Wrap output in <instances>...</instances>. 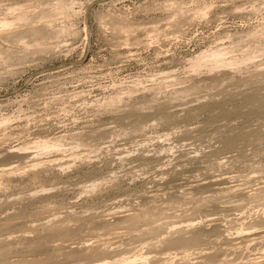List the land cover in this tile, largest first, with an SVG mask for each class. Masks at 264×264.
Wrapping results in <instances>:
<instances>
[{"label":"rangeland","instance_id":"1","mask_svg":"<svg viewBox=\"0 0 264 264\" xmlns=\"http://www.w3.org/2000/svg\"><path fill=\"white\" fill-rule=\"evenodd\" d=\"M56 2L0 0V16L9 20L22 16L8 30L0 29V116L9 119L0 124V151L38 137L62 135L68 144L80 135L88 137L93 154L39 181L21 173L8 178L0 188V221L13 219L12 236L0 232V247L10 250L12 260L45 259L46 250H31L28 245L36 237L35 228L46 221L40 218L65 209L81 219L120 208L138 210L142 199L157 190L156 182L165 183L169 173L179 171L178 161L231 155L234 160H223L227 163L223 167L202 165L192 175L198 180L232 175L231 185L240 189L223 196L211 189L193 197L158 192L156 200H163L165 213L157 223L177 228L198 223L191 232L214 222L221 225L217 232L207 229L209 233L190 251L194 254L169 257L164 244L156 245L157 236L128 231L111 239V258L106 261L112 264L115 258L144 254L151 264H264V238L241 242L239 230L255 226L250 231L264 233V201L233 197L255 189L259 180L264 182V76L260 75L264 52L256 54L254 49L264 38L252 36L264 29V0H67L73 3L68 16L52 9ZM12 7L22 9L12 14L8 11ZM49 20L54 27L46 33L42 29ZM60 26L68 27L69 33L60 34ZM49 46L57 47L51 51ZM217 46L229 56L258 57L228 70L230 74L216 72L218 82L213 73L189 72V59ZM111 98L116 101L110 111L103 104ZM133 106L135 112L142 109L137 116L143 119L142 131L135 133ZM227 137L240 144L222 153L221 141ZM96 182L102 184L98 192L85 193ZM39 185L50 191L38 192ZM51 195L56 196L55 203L40 207L37 200ZM176 200L180 203L174 204ZM89 232L82 229L68 239H89ZM196 249H209L211 254H197ZM215 251L217 259L211 258ZM70 252H60L48 264H88L68 260Z\"/></svg>","mask_w":264,"mask_h":264},{"label":"bare ground","instance_id":"2","mask_svg":"<svg viewBox=\"0 0 264 264\" xmlns=\"http://www.w3.org/2000/svg\"><path fill=\"white\" fill-rule=\"evenodd\" d=\"M56 1L57 2L55 3V6H53L54 8H52L50 6L52 9H55L57 12L59 11L60 14H62V15L65 14L67 16L69 15V12H72V9H73V3L72 2L67 3V0H56ZM74 1H76V0H74ZM20 8L22 9V7H20ZM20 8L14 7L13 9H8V11H10L13 14V13H15V11L17 12V10L21 11ZM52 14H53V12H52ZM22 15H23V13H22ZM21 18H22V16L17 15V17L16 18L14 17L13 20H9L6 17L0 16V29H2V30L7 29L8 30L10 27H12L14 24H16V21L21 20ZM26 18H28V17H26ZM48 19H49V17H48ZM47 22L48 23L42 29L44 32L46 31V33H47V31L50 30V28L54 27V24L52 23L51 20H49ZM83 29H84V32H86V26H84ZM42 30L40 32H42ZM58 30H59L60 34L63 32L69 33V28L65 27V26H60L58 28ZM32 31H35V30H32ZM32 31H30V32H32ZM45 35L47 37V34H45ZM252 36L256 37V38H264V29H263V31H260L259 33H257V32L252 33ZM44 39H45V37H44ZM45 41H44V43H45ZM262 45H261L262 47L260 45L258 47L255 46L256 48L254 47L255 53L257 52L256 54H260V52H264V43ZM49 47H47V48H49ZM55 47H57V46H55ZM55 47H50L49 49L51 50ZM44 49H46V47ZM49 49H47V50H49ZM228 53H229L228 51H226L222 48H218V46L200 51L199 53L196 54V56H194L193 58L188 60V70H189V72H193L194 74L203 73V72L204 73L206 72L209 74L213 73L215 75H213L214 77H212V78L213 79L215 78L214 80L216 82H218L217 80L219 79V76H218L219 73H218V75H216V72L220 71V74H221V71H224V72H222L223 75H225L227 73L230 74V72L228 70H230V69L234 70L239 65L245 63V61H247V60L249 61L250 59H252V57H254V58L258 57V56L255 57L254 55L250 57L249 55H247L245 57L240 58V57L229 56ZM255 53H252V54H255ZM225 71H227V72H225ZM260 75L264 76V72L260 73ZM222 80H224V79H222ZM211 82H214V81H211ZM115 101H116L115 98H111L106 104H103L104 108L107 110H110V111L113 110L115 107ZM126 106H128V105H126ZM130 107H131V105H130ZM130 107H129V109H132V107L131 108ZM159 107H160V105H159ZM133 108H134L133 113L136 114V115L134 114L133 116H137V114H140V112L139 113H137V112L142 110V109H138V110H136L137 112H135L134 110L136 109V107L133 106ZM130 112H132V111L130 110ZM1 116H0V124L4 125V123H6L9 119L8 118H2ZM138 116L133 117L134 119L131 120L133 125H132V123H129V121H128V120H130V118H132V116L129 119L126 117L127 123H129V125L130 124L132 125L131 127H132V131L134 133L137 130L139 131V128L141 130V127H143V126H140V125H143V123L140 122L143 119L141 120V118ZM141 116H142V114H141ZM143 117L144 116H142V118ZM123 118H125V117H123ZM118 120L121 123L122 122L121 120H123V119H121V117H120V119H117V121ZM169 120H170V118H169ZM135 121H137V122H135ZM131 127H130V129H131ZM188 132H186V133H188ZM248 135L246 137H248ZM251 135L253 136V134H251ZM242 136H243V134H242ZM81 137L82 136H80V135H79V137H71V139L74 141L73 142L71 141L70 143L68 142V144L65 143L67 141L64 142V136H62V135L57 136V137L54 136L52 138H49V137L48 138L47 137L40 138V137H38V138L34 139L33 141L31 140V142H29V143H21L20 145H17L15 147H11V148L1 150L0 151V188L4 187L5 183L8 184V182H9L8 178L15 175L16 173L28 175L29 178L33 182H35V181H39L44 176L47 177V176L52 175V177H53L55 172L59 173V172H63L66 169H69L71 163L73 165V163L76 160L86 161V159L90 158L89 157L91 155L90 153H92L93 151H90V148L88 147L90 145H88V143H86L88 137L86 138V136H85L84 137L85 139H83V137L82 138ZM238 138H240V137H238ZM249 139L250 138L248 137V140ZM238 140L235 139V137L234 138L233 137L224 138L221 141L222 146H221L220 150H222V153H223V151L225 152L226 150L233 149L235 147V145L237 144V142H238V144H240V142ZM28 144H30V146H28ZM142 144L143 143L139 142L138 145H140L142 147ZM236 147H238V146H236ZM84 148H87V149H84ZM230 153H231V151H230ZM141 158H143V157H141ZM223 160L228 162V161L234 160V157L230 155V156H226V157L223 156V158L219 157V158H216L214 160H210L209 157L206 156L202 160L194 159L192 157L189 159L186 158V160H183L180 162L178 161L177 166L179 167V169H178L179 171H175L173 169L174 171H172V173H169V174H171L169 180L165 183L164 182L160 183V181L156 182L155 187L157 188V190L154 192L152 191L153 192L152 195L149 196L148 198L142 199V201L140 203L141 206L139 207L138 210H136V209L133 210L132 208L131 209H124V208L118 207V208H120L119 210H116L115 212L108 213L107 215H104V216L93 217L90 219L89 218L88 219H85V218L81 219V218H79L80 216L78 218H72L73 217L72 213H74V211H72V209H71V211H68L64 208L65 209V210L63 209L64 212L61 213L62 215L64 214L63 217L59 216L61 214L57 215L58 213H60V212H58L57 214L54 213L51 216L48 215V217L40 218L41 221H43V220H46V221L43 223H40V225H38V227L35 228L34 232L36 233V237L33 240H31L30 244H32V245H30L29 243H28V245H29L31 250H35V251L36 250L39 251V249H40V251H42L43 249H44V251L46 250L48 253V254H46V258L42 259L41 257L38 258V257L34 256V257L29 258V259H25L22 256V257H17V259L12 260L10 250L5 249L3 247H0V264H48L51 262H55L54 259L59 255L60 252H64V251L66 252L68 250L71 251L70 252L71 255L69 257L67 256L66 258L68 260H73V262L74 261L79 262L82 260H86V262L88 261L87 262L88 264H110L106 261V259L111 258V257H108L109 256L108 250H109L110 246H112L114 244V243H110L111 239L112 238H122L128 233V231L129 232H134V231L140 232L141 231L142 234L145 236L146 235H153L155 237L157 236L158 239L156 240L157 241L156 245L158 243L164 244V246L167 247V251H168L167 253H168L169 257L172 256L173 258H176L178 256H181L180 258L185 259L188 256L195 253V252L193 253L190 251L200 241H202V239L207 235V233H209V231H207V229L210 228L211 229L210 231L217 232L220 230L221 225L214 222L213 224H211L209 226L206 225L207 227L203 226L200 229H198L197 231L191 232L190 230L195 228L198 225V223H195L192 221L188 224L186 223L185 226L178 227V228L175 225H170V224L163 225V224L157 223L159 221V218L161 216H163L165 213L164 206H162L163 200H159V201L156 200L158 192H161L164 195H167V194L170 195L171 193H180L181 195L185 196L188 194V195H191V197H193L192 195L198 191L211 189L212 192H215V194H220V195L222 194V196H223V194L232 193L235 189L236 190L240 189V185H237L236 183L231 185V183H232L231 181L235 180L234 179L235 177H232V175L228 176L226 174V175H220L217 177L207 176L202 180H198L195 178L194 175H192L193 173L198 171L202 165H204V166L208 165V168H211V167H209V165H213L215 167H220V166L223 167L224 163L227 164L226 162H223ZM146 162H147V160H146ZM74 164H76V163H74ZM145 166H143V168ZM206 167H204V168H206ZM208 168H206V169H208ZM185 174H190V175L186 176ZM185 176H186V178H184ZM30 179H29V181H30ZM101 185L102 184H97V182L92 183L86 187L85 193L93 194L95 192H98V190L101 188ZM37 188H39L38 192L43 193V194L44 193L46 194L47 192L50 191V190L46 189L45 186H43V185H39ZM36 193L37 192L35 191L34 195ZM235 195L233 197L234 198L236 197L241 201H244L246 199H254V201H256L255 199H258V201H260V200L264 201V182H260V180H259V184L257 185V187L255 189L245 191V192H242L240 194L238 193V195H236V196ZM54 196L51 195V197L50 196L45 197V198L42 197L39 200H37V203L41 204L40 207L52 204L54 202L52 200V198L56 197V196L55 197ZM162 196H160L161 199L164 198ZM57 197H58V195H57ZM179 203H180V200H176L174 202V204H179ZM58 210H60V209H58ZM49 217L51 219H49ZM12 220H13L12 218L8 217V219H6L4 221H2V220L0 221V232L1 233L5 232V234H7L9 238L12 236L11 235L12 233L9 232V229H11V227H12V224L10 222ZM85 221H87V222H85ZM72 222L73 223L75 222V224L78 223L77 227H76V225L74 226V224H71ZM151 225H153V226L150 227ZM143 226H146V227L144 229H142ZM254 227L255 226L239 229L240 233H241V236H240L241 242H254V241H258V240L264 238V233L250 231ZM82 229H86V230L90 231L89 236H91V238H89V239L82 238L81 240L76 241V242L73 241V238L68 239L69 237H74V236L78 235L80 233V230H82ZM187 230H189V231H187ZM95 231H103V232L100 234H97V232H95ZM243 232H245V233H243ZM174 234H178V235L176 237H173ZM226 240H228V239H226ZM58 241H61V242L57 243ZM51 244H52V246H51ZM154 245H155V243H154ZM30 249L28 248V250H30ZM171 250H174V252L171 253ZM208 250L209 249H196V251L198 252L197 254H203V255L211 254V253L208 254L206 252ZM217 253H218L217 251L213 252V255H212L213 257L211 256V258L217 259L218 254H219V253L218 254ZM60 254H62V253H60ZM112 264H151V263L149 262V258L147 255H144V254L138 255L137 254V255L130 256V257H119L117 259L115 258V260H113Z\"/></svg>","mask_w":264,"mask_h":264}]
</instances>
